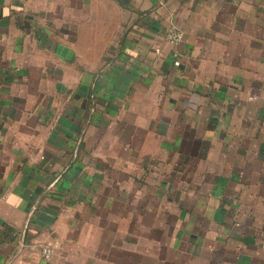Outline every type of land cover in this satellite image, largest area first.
Returning <instances> with one entry per match:
<instances>
[{
    "label": "crops",
    "instance_id": "crops-1",
    "mask_svg": "<svg viewBox=\"0 0 264 264\" xmlns=\"http://www.w3.org/2000/svg\"><path fill=\"white\" fill-rule=\"evenodd\" d=\"M0 264H264V0H0Z\"/></svg>",
    "mask_w": 264,
    "mask_h": 264
},
{
    "label": "built area",
    "instance_id": "built-area-1",
    "mask_svg": "<svg viewBox=\"0 0 264 264\" xmlns=\"http://www.w3.org/2000/svg\"><path fill=\"white\" fill-rule=\"evenodd\" d=\"M166 38L172 43H177L182 40V33L175 28L170 29L166 33ZM53 254V247L50 243H44L41 247V256L48 259Z\"/></svg>",
    "mask_w": 264,
    "mask_h": 264
}]
</instances>
